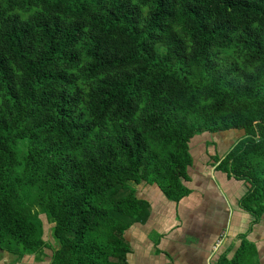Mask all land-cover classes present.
Instances as JSON below:
<instances>
[{
	"label": "trees",
	"instance_id": "trees-1",
	"mask_svg": "<svg viewBox=\"0 0 264 264\" xmlns=\"http://www.w3.org/2000/svg\"><path fill=\"white\" fill-rule=\"evenodd\" d=\"M244 129L216 168L264 214V0H0V251L126 264L148 201L189 193V141ZM251 228V226H250ZM248 229V231L250 230ZM218 264H259L246 233Z\"/></svg>",
	"mask_w": 264,
	"mask_h": 264
},
{
	"label": "crops",
	"instance_id": "crops-1",
	"mask_svg": "<svg viewBox=\"0 0 264 264\" xmlns=\"http://www.w3.org/2000/svg\"><path fill=\"white\" fill-rule=\"evenodd\" d=\"M229 137L225 148L234 142ZM207 139L204 136L189 146L194 157L188 178L183 180L189 189L186 195L174 199L157 183L134 184L136 196L148 201L150 211L145 221L135 222L124 233L131 247L126 264H218L229 245H234L229 255L233 254L242 233L255 243L264 264V214L251 224L253 216L240 205L247 183L216 168L215 143ZM225 148L219 157L224 156ZM34 259L33 264L40 262ZM21 260L27 264L25 257L16 261Z\"/></svg>",
	"mask_w": 264,
	"mask_h": 264
},
{
	"label": "rangeland",
	"instance_id": "rangeland-1",
	"mask_svg": "<svg viewBox=\"0 0 264 264\" xmlns=\"http://www.w3.org/2000/svg\"><path fill=\"white\" fill-rule=\"evenodd\" d=\"M226 135H227V137H226ZM244 135H245L244 132H242L239 129H231V130H225V131H219V132H213V133L208 132V131H204L202 133L196 134L190 140L189 146H190V148H192V142L193 141L202 139L204 136H208V139L206 141H208L210 143L213 141V143H215V144H213V148H215V150L217 151V152L215 151L216 154L219 155L221 153V151H223L224 148L227 146L226 140L227 139L230 140L229 136H233L234 142L229 147L225 148L226 150L223 152V155H225L229 151V149L236 142H238V140L240 138H242ZM190 153H191V151H190ZM191 155L193 158L194 157L193 152L191 153ZM40 218L43 221V226H44L43 237L46 240V242H48L49 244H47L48 246H46V248L44 249V255L41 258H39V260H38V262L40 261L43 263L39 262V263H35V264H48L49 261L51 262L50 259L52 257V253H53L51 247H53V245L55 244L54 239L52 237L53 223L47 219L46 214H44V213L40 214ZM24 257L26 258V260L24 261L25 263L29 264L28 262L31 261V264H33L32 262H33L35 255H25ZM13 258H15V256H13L12 254H10L6 251H0V264H20V263L23 264L22 260L15 262V260ZM257 259L259 260V264H261L259 255H258ZM34 260H36V258Z\"/></svg>",
	"mask_w": 264,
	"mask_h": 264
},
{
	"label": "flooded vegetation",
	"instance_id": "flooded-vegetation-1",
	"mask_svg": "<svg viewBox=\"0 0 264 264\" xmlns=\"http://www.w3.org/2000/svg\"><path fill=\"white\" fill-rule=\"evenodd\" d=\"M49 247H50V246H49ZM54 247H55V244L53 245V247H51L52 251H53V248H54ZM45 248H46V247H45ZM45 248H44V249H45ZM52 254H53V253H52ZM29 255H35V257H34V258H36V257H37V256H36V254H29ZM23 257H24V256H23ZM23 257H22V258H23ZM22 258H21V259H22ZM13 259L15 260V258H13ZM50 260H51V259H50ZM15 262H16V260H15ZM48 264H50V261H49V263H48Z\"/></svg>",
	"mask_w": 264,
	"mask_h": 264
},
{
	"label": "water",
	"instance_id": "water-1",
	"mask_svg": "<svg viewBox=\"0 0 264 264\" xmlns=\"http://www.w3.org/2000/svg\"><path fill=\"white\" fill-rule=\"evenodd\" d=\"M231 130V129H230ZM239 130H241L242 132H244V134H245V131H244V129H239ZM190 142V141H189Z\"/></svg>",
	"mask_w": 264,
	"mask_h": 264
}]
</instances>
